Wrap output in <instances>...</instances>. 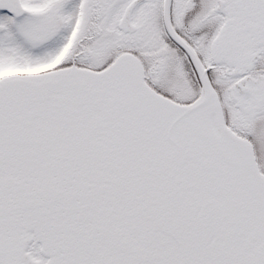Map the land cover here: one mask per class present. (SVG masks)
<instances>
[{
    "label": "snow or ice",
    "instance_id": "1",
    "mask_svg": "<svg viewBox=\"0 0 264 264\" xmlns=\"http://www.w3.org/2000/svg\"><path fill=\"white\" fill-rule=\"evenodd\" d=\"M0 264H264V0H0Z\"/></svg>",
    "mask_w": 264,
    "mask_h": 264
}]
</instances>
